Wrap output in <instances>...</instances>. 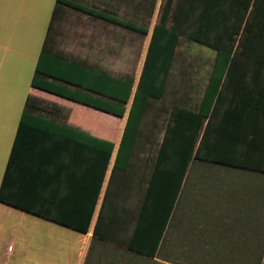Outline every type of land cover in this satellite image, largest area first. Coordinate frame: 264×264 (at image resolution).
<instances>
[{"label":"crops","instance_id":"crops-1","mask_svg":"<svg viewBox=\"0 0 264 264\" xmlns=\"http://www.w3.org/2000/svg\"><path fill=\"white\" fill-rule=\"evenodd\" d=\"M157 23H154L151 31L148 27L151 37L146 58L140 74L135 79L120 75V69L116 66L113 67V72H109L100 63L91 62L117 60L121 65L122 60L117 54L121 52L119 48L107 49L101 47V43L93 41V45L97 43L96 46L91 50L80 48L76 57L54 50L55 56L62 55L76 65L77 86L53 78L47 79L52 83V88L60 94L32 86L45 37L23 109L18 106L17 111L12 112V109L6 117L0 118V192L8 172L9 179L3 190L5 197L10 200L21 199L31 212L33 210L43 212L48 219L0 202L2 230L0 235L4 247L2 254L0 251V264H12L13 259L15 264H20V261H16L19 250H22L24 258L28 259V264H86L91 252L94 258L100 252L92 251L94 244H110L129 250L128 244L148 198L150 181L171 111L174 106L200 111L216 58L214 49L201 45L214 54L208 70L202 73L206 79L201 85L193 84L196 98L186 95L182 99L180 92L186 89L180 88V81L175 79L174 75L179 51L183 40L187 39L182 36L164 95L159 99H149L136 137L128 136L126 133L128 119ZM111 40L114 44H119L116 38ZM122 49L120 54L127 53V47ZM42 66L48 70L50 60H44ZM81 69L87 70L90 77ZM100 72L114 81L109 80L107 84H101ZM180 73L181 71L178 72L179 76ZM116 79L133 84L123 117L91 106L97 103L109 109H117V105H121L115 100L121 95L118 94ZM81 84L86 89L80 87ZM100 90L107 92L109 97L97 93ZM29 99L36 101V108L31 110L33 116L25 121L21 144L14 149L22 115ZM82 101L89 102V105ZM198 163L206 166L210 164L192 159L184 187L188 176L192 175ZM231 169L244 171L256 177L254 171ZM243 185L245 188L243 199L246 202L243 205H247L251 211L250 214L242 216L244 218L253 215L254 222L250 225H255V228L253 231L252 227L248 231L245 229V232L241 229L239 233H243L246 240H252L253 245L256 244V181ZM182 194L183 190L168 222L159 251L168 239ZM53 220L70 222L79 227H85L88 222V230L81 232ZM101 235L107 238H101ZM22 237H27V241ZM240 245L251 247L250 243L244 240ZM241 246L238 245L240 248ZM246 251L254 250L250 248Z\"/></svg>","mask_w":264,"mask_h":264},{"label":"trees","instance_id":"trees-1","mask_svg":"<svg viewBox=\"0 0 264 264\" xmlns=\"http://www.w3.org/2000/svg\"><path fill=\"white\" fill-rule=\"evenodd\" d=\"M151 5L153 11L156 0ZM64 8L92 15L142 35L149 32L148 26L97 11L79 0H56L32 80L34 88L60 94L52 88L48 78L78 85L75 62L53 53L50 35ZM182 36L214 49L216 58L200 111L181 106H174L171 111L150 181L148 198L128 244L131 252L150 259L159 254L160 243L183 190L192 159L254 171L264 178V0H166L160 21L154 29L126 133L136 137L149 99H159L164 95ZM46 59L50 60L48 70L42 66ZM81 71L89 76L87 70ZM99 80L103 85L109 80L114 81L101 72ZM116 82L118 94H121L115 98L121 104L117 105V109L97 103L90 105L123 117L133 84L120 79H116ZM80 87L86 89L82 84ZM97 93L109 97L103 90ZM65 97L69 98L68 95ZM35 102L32 99L27 101L14 149L21 144L25 121L33 116L31 110L36 108ZM82 103L89 105V102ZM8 179L9 173L6 172L0 202L47 218L43 212H31L21 199L5 197L3 190ZM53 221L81 232H87L89 225L87 222L85 227H79L62 220ZM100 237L107 238L104 235ZM261 264H264V258Z\"/></svg>","mask_w":264,"mask_h":264},{"label":"rangeland","instance_id":"rangeland-1","mask_svg":"<svg viewBox=\"0 0 264 264\" xmlns=\"http://www.w3.org/2000/svg\"><path fill=\"white\" fill-rule=\"evenodd\" d=\"M79 1L105 14L148 26L151 31L154 23L160 21L161 7L166 0H156L153 11V0ZM55 4L56 0H0V118L6 117L12 109V112L17 111L18 106L23 109L25 105ZM50 36L54 50L74 57L78 56L80 48L91 50L97 43L107 49L119 48L121 52L122 47H127V53H117L123 65L117 60L91 62L100 63L109 72H113L116 66L120 75L135 79L142 70L151 32L142 35L64 8ZM112 38L119 40V44H114ZM93 41L97 43L93 45ZM183 41L174 75L180 81V88L186 89L180 92L182 99L186 95L196 98L193 84L204 83L206 78L202 73L208 70L214 54L187 39ZM193 170L183 189L168 239L156 258L143 257L110 244H94L92 251L100 252L96 258L91 252L86 264H261L264 258V178L211 163L207 166L198 163ZM253 181H256V244L252 245L253 241L246 240L239 232L255 228L250 225L254 222L253 215L242 216L251 211L243 205L246 203L243 183ZM1 231L0 228V234ZM22 239L27 241V237ZM243 240L251 247L241 246ZM250 248L254 251L247 252ZM2 249L0 235L1 254ZM16 257L20 264H28L22 250Z\"/></svg>","mask_w":264,"mask_h":264}]
</instances>
